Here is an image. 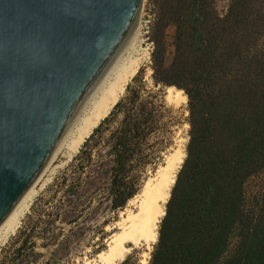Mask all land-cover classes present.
I'll use <instances>...</instances> for the list:
<instances>
[{
  "label": "trees",
  "instance_id": "1",
  "mask_svg": "<svg viewBox=\"0 0 264 264\" xmlns=\"http://www.w3.org/2000/svg\"><path fill=\"white\" fill-rule=\"evenodd\" d=\"M150 4L153 85L126 87L84 141L76 171L64 172L59 186L68 182L64 192L77 201L106 199L113 210L122 208L142 187L147 168L161 163L174 144L181 121L165 89H182L188 99L186 154L149 264H264V0H230L223 15L216 0ZM259 178L262 185L248 191ZM85 180L92 192L83 190ZM23 234L15 254L0 264L34 262L33 227Z\"/></svg>",
  "mask_w": 264,
  "mask_h": 264
},
{
  "label": "water",
  "instance_id": "2",
  "mask_svg": "<svg viewBox=\"0 0 264 264\" xmlns=\"http://www.w3.org/2000/svg\"><path fill=\"white\" fill-rule=\"evenodd\" d=\"M141 2L0 0V223L104 74Z\"/></svg>",
  "mask_w": 264,
  "mask_h": 264
},
{
  "label": "rangeland",
  "instance_id": "3",
  "mask_svg": "<svg viewBox=\"0 0 264 264\" xmlns=\"http://www.w3.org/2000/svg\"><path fill=\"white\" fill-rule=\"evenodd\" d=\"M229 1L230 0H216V9L219 15H223L226 12ZM139 18H141V21L144 22L146 27V40L149 48V58L133 77L136 80L132 79L128 85L134 86L135 84L142 82L146 88H151L153 85L151 78L152 52L154 51L155 45L151 38L154 9L150 4V0H142ZM173 31V28L170 27L165 33L167 49L165 58L167 62L172 56L173 48L171 44ZM124 95L125 92L123 96ZM184 95L186 96L185 93ZM173 99L174 98H171L169 101L166 97V100L170 104H173V106L177 109V114L180 116L181 121L175 131L174 144L166 151L161 163H159L154 169H151L150 167L147 168L142 187L122 208L113 210L110 207V202L106 199L98 201V199H88L87 197L81 201H77L75 198L68 196L64 192L69 187L68 182H66L63 186H59V182L61 181V177L64 172L73 175V171H76V169H73V165H75L74 159L79 156L82 144L78 152L69 162L61 164L60 161H57L52 166L53 168L51 167L49 170V174L46 173V176L43 177L36 188V197H34V200L29 206L27 212L24 214L19 227L16 229L14 234L10 235L0 245V262H4L3 260L9 259L15 254V249L20 246V241L24 238V231L29 229L31 226L33 227V232L35 233V251L38 253L34 262L31 264H89V262L91 263L96 261V254L100 251L106 250L107 242L111 235L119 231L118 223L122 220L121 218L129 210H135L136 200L139 199L145 183L148 180L152 179L151 181H155L157 179V170L166 165L167 158L171 154L181 150L183 158L185 157V147L188 141L189 130V125L186 121L188 116V99L186 96L183 103H177L176 100ZM77 174L80 175L81 172L77 171L74 175ZM83 175L87 176L88 173ZM45 179L48 181H45ZM262 182L263 178L251 181L248 185V191L251 192L255 190L258 186L262 185ZM82 183L83 190L86 192H92L94 190V187L87 183L86 180ZM40 185L42 187H40ZM169 196L166 199V202L169 199ZM166 202L163 203L164 213ZM44 230L46 232H44ZM52 235H56V237L60 238L61 241L59 245L46 241L43 238L51 237ZM156 241L151 245L150 250L144 243L138 246L131 245L130 251L124 257V259L128 258L127 264H142L143 260L149 264L151 252ZM123 260L119 261L118 264H120Z\"/></svg>",
  "mask_w": 264,
  "mask_h": 264
},
{
  "label": "bare ground",
  "instance_id": "4",
  "mask_svg": "<svg viewBox=\"0 0 264 264\" xmlns=\"http://www.w3.org/2000/svg\"><path fill=\"white\" fill-rule=\"evenodd\" d=\"M148 58L146 27L138 16L104 74L69 122L41 172L0 223V245L19 227L24 214L36 197V188L46 173L57 161L65 164L72 159L92 131L120 100L126 87ZM166 97L168 100L174 98L177 103H183L186 99L183 91L173 86L167 87ZM182 160L181 150L167 158L166 165L157 170V179L145 183L139 199L136 200L135 210H129L121 218L118 223L119 231L111 235L107 249L98 252L96 261L89 264H118L130 251L131 245L138 246L144 243L150 250L157 238L158 222L164 215L163 203L169 196L175 172ZM142 264L147 262L143 260Z\"/></svg>",
  "mask_w": 264,
  "mask_h": 264
}]
</instances>
